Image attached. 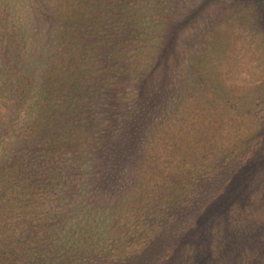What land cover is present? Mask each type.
Listing matches in <instances>:
<instances>
[{"label":"trees","instance_id":"obj_1","mask_svg":"<svg viewBox=\"0 0 264 264\" xmlns=\"http://www.w3.org/2000/svg\"><path fill=\"white\" fill-rule=\"evenodd\" d=\"M259 170L264 0H0V264H264Z\"/></svg>","mask_w":264,"mask_h":264},{"label":"rangeland","instance_id":"obj_2","mask_svg":"<svg viewBox=\"0 0 264 264\" xmlns=\"http://www.w3.org/2000/svg\"><path fill=\"white\" fill-rule=\"evenodd\" d=\"M186 33L187 32H184V36L186 35ZM240 67L243 71V74L240 75V78H242L246 76V73L249 70V66L247 64H244L243 62ZM263 173H264L263 170H259L257 174L256 173L255 174L256 176H258V179L263 180L264 178ZM234 209L237 210L235 206ZM234 209L227 212V216H226L227 219L226 221L228 222L227 225L228 226L232 225L233 228L229 229L230 231H228V238L230 240L228 246L226 247V251L223 252V254L224 256L228 255V257L231 258L228 264H236L239 263L240 261H242V264H249L246 262V260L248 259L246 258V252L250 251L249 249H253L252 246H258V242L261 240V238L257 231L255 233L252 231L253 224L249 220L245 221L243 220L242 217H239L237 221L234 220V216L238 215V214L236 215V213L233 212ZM234 222L240 224L241 228L240 227L236 228V226H234L235 225ZM168 228H169L168 225L165 226L164 231L161 235L162 237H164L163 241L166 240L165 245L166 247H168V249L165 250L166 252L165 254H163L164 255L163 258H161L158 261V263L159 264H204L203 260H200L197 251L198 249L195 247L194 244H188V243L186 244L185 242H180L177 239L175 242L171 243L169 241L170 240L169 237H167ZM167 244L169 245L167 246ZM222 260L223 259L217 257V255L215 256L212 255L207 264H227L226 261L222 262Z\"/></svg>","mask_w":264,"mask_h":264}]
</instances>
